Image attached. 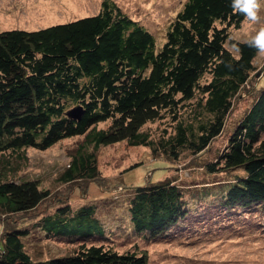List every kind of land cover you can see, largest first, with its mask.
Instances as JSON below:
<instances>
[{
    "label": "trees",
    "instance_id": "trees-1",
    "mask_svg": "<svg viewBox=\"0 0 264 264\" xmlns=\"http://www.w3.org/2000/svg\"><path fill=\"white\" fill-rule=\"evenodd\" d=\"M231 5L232 0H185L161 46L115 0H103L97 13L68 21L2 29L0 211L32 210L50 196L38 178L17 175L29 148L45 150L85 135L95 147L127 140L170 159L185 148L205 149L255 70L258 50L249 46L252 38L230 37V28L246 19ZM185 105L195 108L193 121L180 118ZM75 107L82 108L80 117L68 113ZM166 114L176 121L174 132L152 138L143 127ZM101 122L107 125L99 127ZM205 167L208 172L242 167L245 174L188 192L170 176L136 185L127 199L131 231L144 240L189 243L243 229L252 221L250 213L264 215V86L217 159ZM96 177V152L83 147L59 175L65 183ZM96 208L60 203L40 218L36 226L45 238L72 244L53 257L34 258L24 243L30 229L7 226L0 234V264H149L137 249L119 251L105 243L108 230ZM261 222L255 225L264 230Z\"/></svg>",
    "mask_w": 264,
    "mask_h": 264
},
{
    "label": "rangeland",
    "instance_id": "rangeland-1",
    "mask_svg": "<svg viewBox=\"0 0 264 264\" xmlns=\"http://www.w3.org/2000/svg\"><path fill=\"white\" fill-rule=\"evenodd\" d=\"M102 1L0 0V31L9 27L33 29L97 13ZM115 1L129 16L151 30L161 46L171 21L185 0ZM259 3L258 20L249 21L246 18L240 27H231V38H254L264 29V0ZM253 62L255 70L234 98L223 129L198 153L185 148L179 158L170 159L163 154L154 155L151 146L131 145L127 140L95 147L94 143H86L85 135L65 138L45 150L29 148L26 163L17 175L19 178H38L40 186L50 190V196L32 210L15 213L0 211V234L7 226L14 224L28 227L31 234L24 238V243L34 258L62 255L69 251L72 244L45 238L36 223L42 216L52 213L60 203L69 202L75 209L95 203L97 215L108 230L109 238L105 243L119 251L137 249L148 256L149 264H264V230L256 226L259 221H262L260 225L264 224L263 214L250 213L252 221L246 227L250 226L251 229L243 227L235 231H220L207 240L199 238V241L188 243L179 238L171 241L142 239L141 235L131 231L127 208V199L136 185L170 176L188 192L202 184L217 183L245 174L242 167L208 172L205 163L217 159L236 122L251 104L254 93L264 86V53L258 52ZM207 78L210 77H204ZM193 109L186 105L181 107L180 118L193 121L198 116L193 114ZM175 123L166 114L164 118L148 122L143 128L150 132L152 138L158 139L163 133H173ZM106 125L101 122L99 127ZM79 147H83L84 151L96 152L99 177L65 183L59 175ZM193 192L190 194L193 195Z\"/></svg>",
    "mask_w": 264,
    "mask_h": 264
},
{
    "label": "clouds",
    "instance_id": "clouds-1",
    "mask_svg": "<svg viewBox=\"0 0 264 264\" xmlns=\"http://www.w3.org/2000/svg\"><path fill=\"white\" fill-rule=\"evenodd\" d=\"M234 12L245 15L249 21L258 20L260 3L258 0H232ZM249 46L254 47L259 53H264V29H261L254 38L249 41Z\"/></svg>",
    "mask_w": 264,
    "mask_h": 264
},
{
    "label": "water",
    "instance_id": "water-1",
    "mask_svg": "<svg viewBox=\"0 0 264 264\" xmlns=\"http://www.w3.org/2000/svg\"><path fill=\"white\" fill-rule=\"evenodd\" d=\"M82 112L83 110L81 107H75L68 111V113L74 117H80Z\"/></svg>",
    "mask_w": 264,
    "mask_h": 264
}]
</instances>
